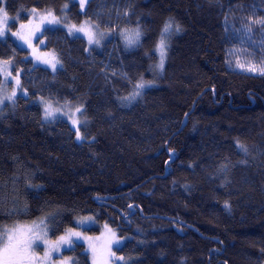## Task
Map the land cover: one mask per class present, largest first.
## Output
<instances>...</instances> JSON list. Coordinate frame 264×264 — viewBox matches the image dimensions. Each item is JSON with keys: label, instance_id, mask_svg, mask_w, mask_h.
<instances>
[{"label": "trees", "instance_id": "trees-1", "mask_svg": "<svg viewBox=\"0 0 264 264\" xmlns=\"http://www.w3.org/2000/svg\"><path fill=\"white\" fill-rule=\"evenodd\" d=\"M3 1L6 25L49 8L60 16L68 3L66 23L90 19L115 33L86 51L84 37L49 28L40 39L63 65L54 72L34 66L9 33L7 43L0 39V62L13 61L27 93L0 113V182L10 189L15 181L16 207L27 212L8 216L13 204L5 205L0 230L61 206L63 224L50 238L92 217L88 233L107 224L121 244L112 252L127 264H264V31H242L249 17L264 18V0H91L84 12L73 0ZM169 17L183 31L171 39L163 72H154ZM137 22L148 29L142 43L153 49L151 60L145 48L125 51L120 31ZM141 76L154 82L141 97L121 100ZM42 98L83 102L82 140L61 115L42 119ZM61 256L91 264L82 244Z\"/></svg>", "mask_w": 264, "mask_h": 264}, {"label": "snow or ice", "instance_id": "snow-or-ice-1", "mask_svg": "<svg viewBox=\"0 0 264 264\" xmlns=\"http://www.w3.org/2000/svg\"><path fill=\"white\" fill-rule=\"evenodd\" d=\"M115 3L116 0H113ZM87 3H91V0H80V7L81 10H85V5ZM69 4L65 3L63 5V8L61 11L67 12L69 11ZM131 9H126L123 12L124 16H128ZM23 11V9H21ZM33 14H37V10L33 8L32 10ZM0 13H3L4 21L7 23L9 20L8 12L5 11L4 8H0ZM46 15L40 16V24L41 25H60L67 21L68 17L65 15L62 18H58L54 9H47ZM87 13L85 12V15ZM119 15V12L117 13ZM254 15V14H253ZM23 18L19 15L17 17L12 18V23L8 24V28L10 29L12 26H14V21L16 19ZM250 20L249 24H244L242 27V31L246 34H250L253 32L252 25H259L261 26V30L264 31V18H253L249 17ZM31 23V21H29ZM67 26V25H65ZM26 27L24 24H21V28ZM99 24L93 22L92 20H85L83 24H81L79 27L77 25L72 24L69 27V35H75V33L82 32L88 37L89 44H96L99 45L101 43V38L112 35L115 33V29H110L108 32H100L99 31ZM49 28H44L43 31L41 30V27L35 28L31 33L27 36L21 35L17 32H12V36L18 37V39L22 40L24 44H26L29 48H33V51L35 52L36 49L33 47L32 39L35 38L40 46H46V41L43 39H40V36L44 34L45 31H50ZM183 31V26L180 25L178 22L175 21L174 18L169 17L166 19L160 29L157 42L155 44L154 51L158 55L159 59L158 62L155 64L149 65V70L152 71H159L163 72L164 65L166 60L168 59V51L171 45V39L174 35H177ZM148 29L145 27H142L139 22H137V25L135 28H126L122 29L120 31L121 38L124 42V48L125 51H132L134 49L139 48H145L144 56L147 57L149 60L152 59L151 52L153 49H148L146 46L142 43V38L147 34ZM0 39H4V42L7 43V38L5 36L4 31H0ZM88 49H86L87 51ZM253 60H254V54ZM27 58L25 57V60ZM39 59V58H37ZM53 60L48 61L44 60L41 61L43 63L49 64L53 71L57 70V65L60 67H63L60 59L53 55ZM13 61H5V64H12ZM237 66L248 70V71H257V67L252 66L251 64L245 65L243 63H240L237 61ZM259 71L261 74H264V60L259 61ZM116 73H113L115 75ZM10 75V73H9ZM20 73H17V88L21 87L20 81L18 79ZM126 75V74H125ZM154 81H145L143 79V76L140 77V79L135 83L133 86V90L124 97H121L120 99L123 101H132L137 99L138 97H141L143 94V89L146 86H150ZM9 83L8 78L6 77L3 84L6 88L7 84ZM27 95V93H25ZM16 97V91L13 90L11 95H6L3 98H0V106L3 105V101L6 99L8 101H13ZM41 103L44 105V119L47 121L50 118L55 119L57 113H62L65 108H70V103L68 101L65 102V104L62 107L54 106V102L52 100H44L41 99ZM3 108L0 107V113H2ZM77 113L83 114V106H78L75 108V111L72 112V115H76ZM80 123L78 120L73 121V125H77ZM76 138L77 140H82L83 137L80 134L79 129H77L76 132ZM237 148L241 152L245 154V156L248 155V148L241 143L240 141H237ZM246 162V161H242ZM221 173H226L228 171L227 165H221L220 169L218 170ZM28 187H36L40 188L42 186L40 185H33L30 182L28 183ZM17 190L15 188V181H13V187L8 188L7 184L0 182V213L4 212L5 205L12 203L13 207L8 210L7 215L12 216L15 214H20L21 212L26 213L27 212V205L23 208H17L16 207V200H17ZM131 207V206H130ZM225 207L228 208L229 204L226 201ZM67 211V209L62 208L61 206H57L55 209L51 211H47L43 216H41L38 220V222H33L30 227L20 226L17 225L12 228H8L7 226L3 229V234L0 235V241H2V248H0V264H49L53 260V253H61V245H65L70 249L74 250V247L76 246V242L72 239V237H76L77 240L82 238V233L79 231H73L72 228H68L65 235H61L58 240L52 241L48 239L49 233H55L61 225L63 224V213ZM92 217H86L77 222L79 225H84L86 221H91ZM105 227L107 228L108 225L106 224ZM109 232L112 233L113 237H115V232L112 231V229H108ZM84 239L91 240V237H84ZM99 239V238H97ZM43 244L45 245V251L43 254V257H38L36 255V252L39 248V245ZM115 245L117 250H120L121 244L118 240H111L108 242L107 245V256L104 255V249H97L96 246L90 245L91 251L93 253V260L92 264H109V260L113 261V264H115L116 261L124 262V264H127L124 257H115V253L112 252L111 248ZM59 264H76L73 257H66L59 261Z\"/></svg>", "mask_w": 264, "mask_h": 264}, {"label": "rangeland", "instance_id": "rangeland-1", "mask_svg": "<svg viewBox=\"0 0 264 264\" xmlns=\"http://www.w3.org/2000/svg\"><path fill=\"white\" fill-rule=\"evenodd\" d=\"M73 1H75L78 4L80 12H84V11L81 10L80 0H73ZM85 7H86V5H85ZM0 8H4V1L3 0H0ZM46 14H37V15L30 14V19H33V17H35V18H34V20H30L31 23H29V22L26 23V24L24 23V25L26 26L24 28H21V24L19 23V20L17 19V20L14 21L15 25L17 24V26L15 27L14 31H11L7 27L8 25H6V22L4 21L3 13H0V31H4L5 32V36H7V33H9L10 34V38L13 39L18 46H20L22 48H25L28 51V58L32 61L34 66H41L43 68H46V69L54 72L52 67L49 64L41 62V61H44V60H48V61L54 62L52 53L47 51V50H43V46H40L38 41L35 38L32 39L33 47L36 49V51L34 52L33 48H29L26 44H24V42L22 40L18 39V37L11 35L12 32H17V33H19L21 35L27 36V35H29L31 33V31H33L38 26L41 27V30H43L44 28L61 27L63 29H66L67 31H69V27L72 24L66 23V22H64V23H62L60 25H46V24L45 25H41L40 24V16L46 15ZM65 15H66V12H64V14H62L60 16H57V17L58 18H62ZM65 25H67V26H65ZM77 27H79V26H77ZM75 34L84 37L85 41L87 42L88 50H90L91 48H94V47H99L105 41V38H106V36L101 38V43L99 45H96V44H91L90 45L89 42H88V37L84 33L78 32V33H75ZM37 58H39V59H37ZM158 59H159V57H158ZM8 65L9 64H5V62H0V74H1L0 75L1 76L0 98H3L6 95H11L13 90L16 91V97H18L20 95H25V91L21 87L17 88L16 80H17V73H19V72H17L16 75H14L12 73V70H11L10 66H8ZM9 73H10V75H9ZM6 77L8 78L9 83L7 84V86L5 88L3 82H4ZM18 79L20 81V75H19ZM16 97L14 98V100L16 99ZM6 101H8V100L5 99L3 101V103H5ZM13 101H8V102L12 103ZM37 101H39V100H37ZM64 104H54V106L62 107ZM39 105L41 107L42 119L44 121H46L44 119V105L41 102L39 103ZM81 105L83 106V114L77 113L76 115H72V112L75 111V108L78 107V106H81ZM56 115H61L59 119L69 123V125L74 129L75 132H77V129H79L81 136H83L82 131L87 126V124H86L87 120H86V117L84 115V104H83V102L70 103V108H65L62 113H57ZM51 119L52 118H50L49 120H51ZM74 120H78V121H80V123H78L77 125L74 126L73 125V121ZM79 220H81V219H78L77 221H75L74 227L72 229H73V231L81 232L82 233V238L77 240L76 237H72V239L76 242V244L84 245L85 250H86V252L89 255L90 262L92 264L93 253L91 251L90 245L96 246L97 249H104V255L107 256V245H108V242L111 241V240H118V238L116 236V233H115V237H113L112 233L109 232V230H108L109 227L106 228L105 225H102L100 227L98 234H90V233H88L87 230L91 229L94 226L93 221L92 220L91 221H86V223L84 225H79L78 226L77 222ZM33 222L17 224V225L30 227ZM35 222H38V220L35 221ZM17 225H14L12 227H15ZM12 227H9V228H12ZM66 231L67 230H65L61 235H65ZM2 234H3V229L0 230V235H2ZM61 235H59V236H57L55 238H50V236H48V239H50L52 241H55V240H58V238ZM84 237H91L92 239L91 240H87V239H84ZM97 238H99V239H97ZM2 246H3L2 241H0V248H2ZM114 247H116V246L113 245L111 250ZM61 249H62V251H61V253H62L63 251H65V250H67L69 248L67 246H65V245H61ZM44 251H45V245L40 244L39 248H38V250L36 252V255L38 257H43ZM61 253H59V254L53 253V260L51 262H49V264H59V261L65 258V257L61 256ZM109 264H113V261L109 260Z\"/></svg>", "mask_w": 264, "mask_h": 264}]
</instances>
